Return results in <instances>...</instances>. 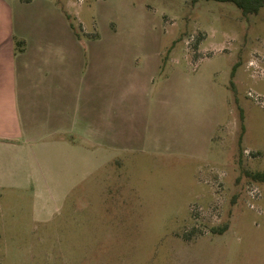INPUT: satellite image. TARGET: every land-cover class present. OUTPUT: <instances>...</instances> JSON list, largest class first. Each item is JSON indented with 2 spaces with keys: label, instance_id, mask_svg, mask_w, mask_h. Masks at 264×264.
<instances>
[{
  "label": "rangeland",
  "instance_id": "1",
  "mask_svg": "<svg viewBox=\"0 0 264 264\" xmlns=\"http://www.w3.org/2000/svg\"><path fill=\"white\" fill-rule=\"evenodd\" d=\"M72 1L91 58L110 55L112 93L138 88L137 63L163 66L112 116L119 157L39 148V166L0 149V264H264V7Z\"/></svg>",
  "mask_w": 264,
  "mask_h": 264
},
{
  "label": "crops",
  "instance_id": "2",
  "mask_svg": "<svg viewBox=\"0 0 264 264\" xmlns=\"http://www.w3.org/2000/svg\"><path fill=\"white\" fill-rule=\"evenodd\" d=\"M74 3L68 0L62 8L53 0H23L26 11L16 15L9 0H0V149L25 152L34 163L40 161L39 148L46 158L60 150L70 164L82 151L119 157L126 143L119 131L112 133L117 131L112 116L121 121L126 99H141V80L163 66L159 56L135 62L138 88L112 93L110 71L102 70L110 67V55L103 50L97 60L91 58V47L70 20ZM21 39L25 45L18 49ZM119 60L126 67L125 58Z\"/></svg>",
  "mask_w": 264,
  "mask_h": 264
},
{
  "label": "trees",
  "instance_id": "3",
  "mask_svg": "<svg viewBox=\"0 0 264 264\" xmlns=\"http://www.w3.org/2000/svg\"><path fill=\"white\" fill-rule=\"evenodd\" d=\"M30 1V0H26ZM192 3H197L202 0H191ZM217 2H230L234 3L245 16H249L252 14H258L260 10L264 7V0H214ZM18 49H22L25 45V40L21 39L16 42ZM254 178H260L261 180L264 179V172H257L252 174ZM226 230L224 228L217 229L214 228V232L216 233H223V231Z\"/></svg>",
  "mask_w": 264,
  "mask_h": 264
}]
</instances>
